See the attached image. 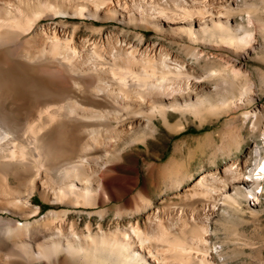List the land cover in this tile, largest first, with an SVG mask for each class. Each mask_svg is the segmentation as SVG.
<instances>
[{
	"label": "bare ground",
	"instance_id": "6f19581e",
	"mask_svg": "<svg viewBox=\"0 0 264 264\" xmlns=\"http://www.w3.org/2000/svg\"><path fill=\"white\" fill-rule=\"evenodd\" d=\"M233 3L0 0V264H213L205 221L260 206L264 144L254 140L241 160L225 159L197 176L175 156L161 167L148 165L150 175L159 169L165 190L201 195L191 206L204 220L191 228L162 214L153 220L159 207L145 187L131 194L139 174L128 149L149 147L158 120L180 130L187 116L202 124L231 111L238 112L241 129L264 141L262 111L253 106L264 73L258 87L237 64L254 32L241 25H235L241 34L233 32ZM55 16L137 24L163 42L144 41L140 32L131 41L89 25L91 34L81 38L78 25L69 30ZM205 48H224L233 57ZM223 58L229 74L213 66ZM195 64L208 67L201 74ZM244 136L238 132L225 143L226 156L241 149ZM35 193L59 208L40 214ZM192 246L202 254L195 256Z\"/></svg>",
	"mask_w": 264,
	"mask_h": 264
},
{
	"label": "rangeland",
	"instance_id": "374dc122",
	"mask_svg": "<svg viewBox=\"0 0 264 264\" xmlns=\"http://www.w3.org/2000/svg\"><path fill=\"white\" fill-rule=\"evenodd\" d=\"M231 1L237 3V5L236 3H233V6L236 7V14L231 17V23L233 24V26L241 25L242 29L246 27L245 29L249 28L254 32L251 48L246 50L247 54L245 57L240 59L238 58L237 64H239V66L242 65L243 70H246L248 72L249 79L259 87V75L261 72L264 73V29L261 28V26L264 25V11H262L264 10V0ZM251 4H253V6H251L252 8H250ZM248 9H250L249 11L251 12V19L249 24L248 22L246 23L247 20L245 18L247 14L246 10ZM254 10L256 11V13L253 12ZM238 14L239 16L240 14H243V17H238ZM62 18L65 20V23L69 30H71L72 24L78 25L76 36H81V38L84 35V37H87L91 34L89 26H98L102 28L105 33H116L115 35H118V37H124L126 39L128 37V40L131 41H135V33L140 32L143 36L144 41L157 40L159 42H163V40L158 37L153 30L149 28H143L142 26L140 27V25L137 26V24L132 25L131 23L127 22L120 23V21H116L113 19L94 20L90 18L83 19L84 22H82L81 19L76 17L61 16H55L54 21H58ZM50 20L52 21L53 19H43V21ZM242 29H239L235 26L233 32L241 34ZM261 33L263 34L260 35ZM171 49L177 52L179 56H184L183 53L177 51L175 46L171 47ZM206 50L211 51L214 54L221 52L222 54H219H221L222 57L225 56L224 58L226 59H231V57H233L230 51L224 48L217 50L207 48ZM224 58L222 59V61L215 63L213 66L214 68L218 67L217 69L221 74H229L230 69L228 67V63L225 62L226 60H224ZM220 65L223 66L221 67ZM207 67L208 65L204 66L203 64H195L193 70H197L196 72L202 74L205 72ZM223 67L225 69H223ZM253 104V106L259 107L262 111L261 124L264 127V86L263 90L259 92L258 97H256ZM249 108H251V106ZM237 114L238 112L231 111L229 112V114L225 113L219 115L218 117L212 116V118L209 117L210 120H208L209 118H206L202 124L193 116H187V119L184 120V127L180 130H178L177 127H174L175 129L172 127L176 122L177 116L172 119L173 125L171 126L172 128L169 127V129L164 125L162 126L161 122L158 120L156 121L158 124L157 133H159L160 136L156 133L153 139L151 137V140H154V138L158 139L159 137L160 139L150 142L151 140L148 138L149 147L140 144L141 147L139 145H134L132 149H128V160L131 159L130 165H135L138 169L139 174V184L132 190L133 192H131V194H134L138 187H145V189L147 190L146 196H149L148 198L153 200L156 208L159 207L156 215H152V219L154 218L153 220H159L162 214V218H167V220L171 219L170 221H175V219L178 218L179 220H185L188 228H191L192 226L195 227V225H199L200 222L204 220L203 217H195V213L193 212V208L191 206L194 200L198 199L199 196L201 197V195L197 193V195H195L192 194V192L186 190L187 192H189V194L191 193V197L190 195L182 196V191L176 192V190H165L164 182L162 180V177H160L159 175V169H156L153 172V175H150L148 165L156 164V166L161 167L168 159L175 156V160L184 162V166H186L185 168L188 171L190 170V172H194L197 176L202 171L207 170L209 172L216 167H221L225 162V159L239 156L241 160L246 155L248 148L254 144V140L257 141L258 145L264 144V141H262V139H260L258 135L251 136L245 128L241 129L240 117L237 116ZM172 129H174V131ZM238 132H241V135L243 136L245 135L244 137L247 138V141L245 140L246 143L243 142L241 149L239 151H236L235 154L234 152H229L231 156L228 157L226 156L227 150L225 143L230 138L234 136L237 137ZM156 135L158 137H156ZM196 140H198V142ZM199 140L203 141V144H201L202 142L200 141V143ZM179 147L181 149H179ZM234 148L235 147H231L229 150H234ZM176 150L177 152H175ZM128 172L131 174V172L133 171L130 169L128 170ZM248 176L249 174H246L244 177L249 178ZM158 180L159 182H157ZM155 183L157 186L155 185ZM32 199L34 204L41 206L40 214L50 208H59L56 204L44 202L37 193H35ZM187 202H189V204ZM164 207L165 210H163ZM161 210H163V212ZM200 212L201 216H203L202 210ZM249 213L250 212L247 210L242 212L230 211L227 215H223L219 212L216 216L214 215L211 219L205 221L207 223L208 229V243L209 246L213 247L214 249L213 252H210L208 258L212 260L213 264H264V199L261 200L259 207L255 208L252 213ZM154 216H157V218H155ZM112 217L113 214L110 211L106 216L104 223H107V221ZM135 217L142 219L143 213H139V215L137 214ZM91 218L93 219V221L98 219L97 215L95 214L92 215ZM125 218L124 222H126L127 220V218ZM191 249L190 251H192L195 256L197 254H202V252H196L193 246ZM36 264L43 263L38 262Z\"/></svg>",
	"mask_w": 264,
	"mask_h": 264
}]
</instances>
